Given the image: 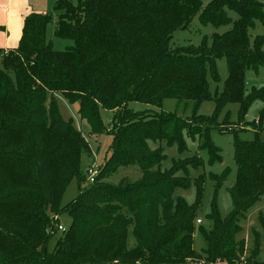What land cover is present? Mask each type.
Masks as SVG:
<instances>
[{"label": "trees", "instance_id": "16d2710c", "mask_svg": "<svg viewBox=\"0 0 264 264\" xmlns=\"http://www.w3.org/2000/svg\"><path fill=\"white\" fill-rule=\"evenodd\" d=\"M53 10L26 17L19 46L1 55L0 264H241V220L264 197V128L255 125L263 121L252 123L254 137L244 140L239 133L245 127L229 128V114L219 118L236 102L238 123L245 125L252 103L264 98V89L245 95L246 70L264 65V36L250 35L256 21L264 23V0H57ZM54 14V35L73 41L63 51L47 39ZM197 15L203 25L231 27L215 32L211 44L204 39L198 46L172 47L174 31L187 28ZM221 58L228 75L213 93L212 83L221 82ZM57 95L79 105L91 135L113 138L94 183L67 205L62 200L69 184L86 178L82 156L91 146L73 118L63 116ZM167 98L185 101L187 108L192 102L191 115L129 107L134 101L161 107ZM206 100L215 103L212 120L199 113ZM101 108L114 112L109 129ZM214 128L235 135L233 209L224 217L215 197L206 216L211 225L200 226L205 246L199 253L194 236L205 177L193 182L189 168L204 163L196 155L162 169V144H176L184 153L187 131L199 138L213 165L222 161L211 140ZM128 165L140 167V180L107 181ZM227 175H211L216 193ZM192 182L197 198L190 204L179 191ZM63 212L71 224L51 250ZM262 236L263 214L247 263L264 264Z\"/></svg>", "mask_w": 264, "mask_h": 264}, {"label": "rangeland", "instance_id": "374dc122", "mask_svg": "<svg viewBox=\"0 0 264 264\" xmlns=\"http://www.w3.org/2000/svg\"><path fill=\"white\" fill-rule=\"evenodd\" d=\"M207 3V0H204ZM230 16L235 20L238 15L235 12H230ZM57 24V18L54 22H51L47 28V39L52 41L53 47L55 50L63 51L69 46L73 45V41L68 39H60L54 35V27ZM230 25L215 27L212 24L203 25L198 15L194 17L190 25L185 29H177L173 33V38L171 45L172 47L176 46H198L202 43L204 39H207L208 43H212L213 34L215 32L223 33L230 29ZM251 39H254L257 35L264 36V23L256 21V26L250 30ZM218 69L221 76V82L212 83L213 93L216 90L221 91L223 84L227 78L228 70L227 63L225 58L218 60ZM245 95H250L254 90L264 89V65H260L258 68H249L245 73ZM59 106L61 108L63 116L68 119L73 118L76 127L83 133V136L87 139L91 146V153L89 155L82 156L81 169L85 175L84 181L79 183L77 179L72 180V182L67 187V190L64 194L62 205H67L71 201L77 198L80 191L89 187L91 183L89 182V176L87 169L93 163L96 164V167H101L105 161V157L109 155L110 146L112 143V136L108 133L103 135H91L90 127L85 120H82L78 114L79 105L70 104L63 96L57 95ZM185 101L181 102L177 99L167 98L164 100L161 107H155L142 102H130L129 107L135 111H145L151 110L153 112H177L179 115L187 117L191 115L192 112V102H190L189 108L185 107ZM215 112V103L213 100L204 101L200 108L199 113L207 119L212 120L214 118ZM101 118L104 125L109 129L111 127V122L113 119L114 112L105 108L100 110ZM227 114H229V119L233 124L229 125V128L234 130H242L245 127V130L239 133V137L244 140H251L254 137V125H251L256 120L262 119L263 126L255 122L256 127L264 128V98L255 100L250 106L248 113L245 117L244 124L240 125L239 121V104L234 102L230 103L224 112L220 115L219 121H222ZM235 123H238L237 125ZM184 139L186 141L188 150L184 153H180L178 146L168 145L166 143L162 144L163 152L166 155V160L162 163V169H169L175 160L184 159L189 156H198L202 159L204 165L199 168L190 167L189 176L194 182L200 176L205 177L204 185V195L202 204L199 212V219L203 223L197 224V230L194 236V247L197 252H201L205 246V243L202 238L200 231V226L209 227L211 222L206 219L207 214L211 211L212 203L217 197L218 207L220 212L224 217H226L233 209L231 197L229 190L233 186L237 167L235 163V135L232 132H220L218 129L214 128L211 131V140L215 146L220 148V154L222 156L221 162H216L213 165H210V155L209 152L205 149L199 148V138L192 137L187 131L184 132ZM155 147V145H153ZM228 171L226 181L219 189L218 193L215 190V184L211 178V175H222ZM142 178V171L138 165H128L121 167L117 172L113 173L109 178L108 182L113 185H118L122 180L126 179L129 181H137ZM191 184L190 188L187 190L179 191V194L183 195L188 203L193 204L196 202L197 194L195 183ZM264 215V197L256 204H254L247 212L246 217L241 220V225L243 227L240 234V238L245 240L244 256L241 264H249L248 258L251 253L252 242H253V230H259V217ZM59 226L62 229L67 230L71 224V216L63 212L59 216ZM58 225V223H57ZM57 227L53 228L55 235L49 242V248L52 250L56 245L57 238L62 235L63 230ZM262 253L261 259L264 260V236H262ZM129 248L135 246V239L133 235V226L129 229V239H128ZM196 264V263H194ZM198 264V263H197Z\"/></svg>", "mask_w": 264, "mask_h": 264}, {"label": "crops", "instance_id": "0c3cea01", "mask_svg": "<svg viewBox=\"0 0 264 264\" xmlns=\"http://www.w3.org/2000/svg\"><path fill=\"white\" fill-rule=\"evenodd\" d=\"M56 2L57 0H0V67L1 55L19 46L26 17L32 13H54ZM56 18L54 14V21ZM55 30L56 26L54 33Z\"/></svg>", "mask_w": 264, "mask_h": 264}, {"label": "built area", "instance_id": "2783aa9c", "mask_svg": "<svg viewBox=\"0 0 264 264\" xmlns=\"http://www.w3.org/2000/svg\"><path fill=\"white\" fill-rule=\"evenodd\" d=\"M87 173H88V176H89V182L92 184L94 183L95 181V178L97 177V175L99 174V168L96 167V164L93 163L91 166L88 167L87 169ZM202 223V220L201 219H198L197 220V224H201ZM61 227L59 226V229ZM62 229V228H61ZM63 231L65 229H62Z\"/></svg>", "mask_w": 264, "mask_h": 264}]
</instances>
